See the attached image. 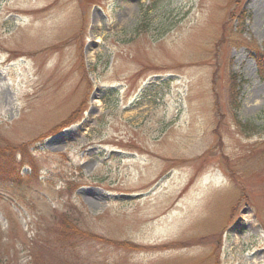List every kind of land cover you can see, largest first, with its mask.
Listing matches in <instances>:
<instances>
[{"label": "rangeland", "instance_id": "rangeland-1", "mask_svg": "<svg viewBox=\"0 0 264 264\" xmlns=\"http://www.w3.org/2000/svg\"><path fill=\"white\" fill-rule=\"evenodd\" d=\"M254 51L264 0H0V264H264Z\"/></svg>", "mask_w": 264, "mask_h": 264}, {"label": "trees", "instance_id": "trees-1", "mask_svg": "<svg viewBox=\"0 0 264 264\" xmlns=\"http://www.w3.org/2000/svg\"><path fill=\"white\" fill-rule=\"evenodd\" d=\"M254 52H255V55L256 54L259 55V59H258L259 62H263L264 59H262L261 52H259V51H254ZM4 152H6V154L8 153L7 156L9 158H11V156H12V160L7 165H4V166L0 165V174L2 173V175H4L5 178H6V179L3 180V182L0 180V186L7 185V186L10 187V185L12 183L14 184L13 180L16 177H14L15 175H13V173H14L17 165H18L15 162L14 163H11V162L15 160V156H17V154L19 152H18V150L15 147H12V148L7 147L6 151H0V153H4Z\"/></svg>", "mask_w": 264, "mask_h": 264}]
</instances>
